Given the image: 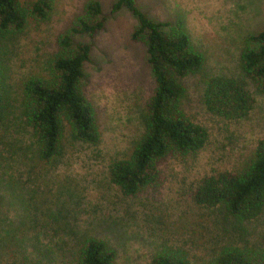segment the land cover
I'll use <instances>...</instances> for the list:
<instances>
[{
    "label": "rangeland",
    "instance_id": "1",
    "mask_svg": "<svg viewBox=\"0 0 264 264\" xmlns=\"http://www.w3.org/2000/svg\"><path fill=\"white\" fill-rule=\"evenodd\" d=\"M85 1L55 0L46 21L0 36L15 99L0 130V264H37L45 256L64 264L57 249L69 255L85 234L113 250L114 264H149L163 247L182 251L189 264H205L223 245L264 249V207L256 218L236 224L220 207L198 205L192 197L200 178L238 168L264 138V93L239 65L244 37L264 28V0H135L151 19L181 23L190 46L203 55L201 70L182 79V108L207 132L196 153L161 159L155 180L135 195L107 182L106 171L140 136L153 77L144 47L130 39L135 19L124 8L111 13L113 0H97L103 27L75 39L91 44L82 88L95 112L97 144L71 140L64 130L61 156L43 164L33 157L31 134L19 115L16 84L42 71L56 37ZM208 77L243 82L254 100L245 118L207 112L201 93Z\"/></svg>",
    "mask_w": 264,
    "mask_h": 264
},
{
    "label": "trees",
    "instance_id": "2",
    "mask_svg": "<svg viewBox=\"0 0 264 264\" xmlns=\"http://www.w3.org/2000/svg\"><path fill=\"white\" fill-rule=\"evenodd\" d=\"M54 1L0 0V36L20 34L30 24L46 21ZM121 8L135 19L130 39L144 47L153 89L145 104L140 136L123 157L108 163L106 174L107 182L117 186L122 194L135 195L155 180L161 159L194 154L207 139L206 130L192 122L182 108L185 93L182 79L201 70L203 55L190 46L181 23L171 25L153 20L136 6L135 0H113L110 4L111 13ZM103 20L99 1L86 0L80 13L56 37L53 53L42 71L28 74L16 84V103L31 134L33 157L43 164L61 156L64 130L74 141L92 146L99 141L95 112L82 88L83 68L90 59L91 44L75 39L93 36L103 27ZM239 65L257 92L264 93V28L244 37ZM7 81L6 65L0 54V130L15 100ZM201 102L213 116L239 120L248 115L254 100L243 82L208 77ZM192 197L198 205L220 207L236 224L256 218L264 207V138L256 141L238 168L200 178ZM57 252L64 264H114L115 258L102 239L88 234L77 238L69 255L60 249ZM37 264L51 262L45 256ZM149 264L189 262L182 251L163 247ZM205 264H264V249L223 245Z\"/></svg>",
    "mask_w": 264,
    "mask_h": 264
}]
</instances>
